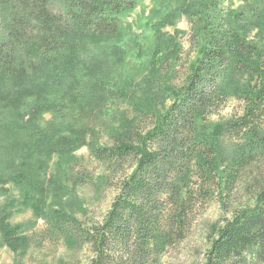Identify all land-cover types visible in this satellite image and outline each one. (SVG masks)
Returning a JSON list of instances; mask_svg holds the SVG:
<instances>
[{
	"label": "trees",
	"instance_id": "1",
	"mask_svg": "<svg viewBox=\"0 0 264 264\" xmlns=\"http://www.w3.org/2000/svg\"><path fill=\"white\" fill-rule=\"evenodd\" d=\"M224 1L187 0L184 14L192 27L187 47L182 31L163 33L165 22L155 28L142 99L135 91L107 89L97 79L99 103L115 96L136 105L132 125L87 127L72 141H48L57 131L46 132L45 141L39 135L25 141L22 129L41 128L39 116L52 110L38 103L31 108L36 120L24 122L27 110L20 106L34 96L31 85L53 75L64 78L77 44L116 43L121 17L136 1L0 0V99L6 89L15 90L6 98L23 116L15 127L0 109V187L18 185L44 222L26 234L0 220L7 248L20 255L32 248H88L90 264H161L188 239L208 207L219 203L226 216L207 236L202 264H264V171L259 177L249 172L264 158V0H242L228 18ZM59 89L61 103L76 102L84 113H96L89 107L92 99L81 101V91L66 95ZM230 97L238 108L211 127ZM159 98L170 103L153 111ZM46 104L56 106L55 97ZM87 138L94 164L84 167L72 157L70 171L78 187L115 192L100 219L90 218L86 208L80 215L59 204L45 208L49 191L42 174L54 156ZM245 186L250 190L241 203L237 198Z\"/></svg>",
	"mask_w": 264,
	"mask_h": 264
},
{
	"label": "rangeland",
	"instance_id": "2",
	"mask_svg": "<svg viewBox=\"0 0 264 264\" xmlns=\"http://www.w3.org/2000/svg\"><path fill=\"white\" fill-rule=\"evenodd\" d=\"M136 7L131 12L123 15V26L121 36L112 45L102 48L93 45H76V52L71 61V67L65 77L58 79L54 75L47 80L37 82L30 87L34 90V96L20 106L27 110L25 123L33 124L38 115L31 112V108L39 103L42 107H51L52 110L44 112L39 123L41 128L27 126L22 129L20 138L29 140L35 135H39L45 141L44 134L50 131H57V138L48 141H68L74 140L79 133L83 136L84 128L91 127L99 129L105 127V123L113 125L115 129L127 128L137 119L136 105L125 102L113 97L108 104L105 100L102 103L97 101L100 91L97 86V79L102 84H107V89L114 91L125 90L135 91L136 96L143 98L142 86L143 80L149 70L154 50V30L165 22L162 32L174 34L176 31H182L179 36L181 43L187 47V39L192 27L188 18L184 14V7L187 0H135ZM242 0H225L222 9L228 18L234 11L239 9ZM259 31H262L259 30ZM264 31V28H263ZM264 37V33L261 38ZM86 44V43H85ZM28 88V87H27ZM69 95L74 89L76 93L80 92L82 102L92 99L93 103L89 105L96 113H84L81 107L73 106L69 102H60L58 92ZM15 90L6 89L0 99V109L4 107L7 114L5 120L9 124L20 127L23 116L18 111L10 107L6 98L8 95L15 94ZM94 96H88L89 92ZM55 97V104L48 105L46 101ZM77 100V99H76ZM78 101V100H77ZM170 101L159 98L154 102L153 111H157L166 106ZM239 106L237 99L230 97L226 106L219 116L210 120V126L219 122H225L232 117L234 110ZM110 113L105 114V112ZM127 112V113H126ZM35 133V134H34ZM37 133V134H36ZM101 140H107L102 138ZM41 140V143L43 144ZM71 148H66L53 157L49 164L47 172L43 173L41 178L44 181L45 188L49 191L45 208H56L59 204L65 206L69 212L80 215L81 209L86 208L89 211V217L100 219L109 209L111 202L115 197L114 191L104 192L99 189L88 187H78L73 184L74 174L71 169V158H78L84 167L93 165V159L89 151V138L84 143L74 142ZM61 156V158H60ZM39 160H35L37 163ZM254 170V171H253ZM253 171V172H251ZM260 171H264V158L260 164H257L249 170L252 175L260 176ZM41 173V172H40ZM254 173V174H253ZM0 220L12 226L21 227L22 233L38 231L43 228L44 222L36 212L35 205L29 196L23 194V190L16 184L8 183L0 187ZM248 187H243L238 194V200L241 203L247 201ZM249 192V195H251ZM79 203V206H78ZM225 212L219 203H213L199 222L195 225L188 239L179 247L170 250L162 257L161 264H202L205 261V252L208 247L207 236L210 234L213 225L225 217ZM92 254L85 248L81 252H75L68 247H47L44 250L29 249L25 255L12 252L3 242L0 233V264H90Z\"/></svg>",
	"mask_w": 264,
	"mask_h": 264
}]
</instances>
